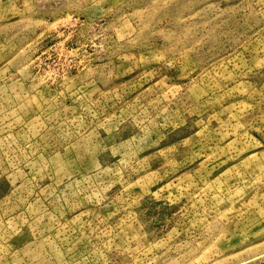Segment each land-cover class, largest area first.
Wrapping results in <instances>:
<instances>
[{
    "label": "rangeland",
    "instance_id": "1",
    "mask_svg": "<svg viewBox=\"0 0 264 264\" xmlns=\"http://www.w3.org/2000/svg\"><path fill=\"white\" fill-rule=\"evenodd\" d=\"M0 264H264V0H0Z\"/></svg>",
    "mask_w": 264,
    "mask_h": 264
}]
</instances>
